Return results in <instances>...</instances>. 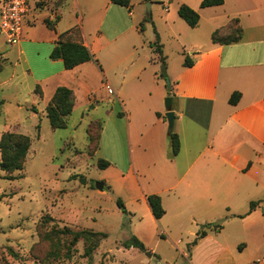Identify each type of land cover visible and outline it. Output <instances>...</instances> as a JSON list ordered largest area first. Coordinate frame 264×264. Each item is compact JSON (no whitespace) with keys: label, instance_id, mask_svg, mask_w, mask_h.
I'll list each match as a JSON object with an SVG mask.
<instances>
[{"label":"rangeland","instance_id":"obj_1","mask_svg":"<svg viewBox=\"0 0 264 264\" xmlns=\"http://www.w3.org/2000/svg\"><path fill=\"white\" fill-rule=\"evenodd\" d=\"M61 1L63 5L60 10L65 22L75 20L79 25L80 20H83L84 25L91 24L90 28H94L96 23L93 19L99 17L110 0ZM149 2L152 3L150 13L147 10ZM178 2L131 0L132 18L127 16L128 12L123 13L125 19L133 24L129 32L114 43L109 44L103 38L99 40L102 53L107 48L125 45L128 47L129 59L118 64L119 70L114 71L116 78H112L110 72L104 76L101 66L91 70L86 85L90 98L96 100L97 108L87 107L88 97L84 94L87 89L79 90L66 128L61 129H52L47 115L40 120L30 106H20L23 102L30 105L32 95L24 81L22 68L10 62L5 55L11 51L15 54L17 46L7 44L0 33V130L10 126V130L15 129L16 133L31 139L24 169L15 173L17 179H5V173L0 168V264H188L184 254L192 252L195 246L192 243L202 223L221 227L220 230L213 228L210 231L213 235L220 234L218 238L225 248L218 263L231 264L235 258L249 259L256 254L261 244L258 238L256 243L250 241L248 250L244 252L240 244L247 238L244 229L248 224H252L257 234L262 235L264 219L260 221L258 215L252 222L231 218L229 211L221 206L226 201L243 214L246 208L249 210L250 203L243 198L226 199L224 202L213 200L207 203V208L192 210L191 213L185 210L179 217L169 211L161 221L156 218L151 220L146 211L137 205L136 200L142 189L164 188L159 179L167 163L152 144L147 145V135L144 127H141L147 116L144 110L148 98L146 75H152L155 68L148 66L147 70L138 71L133 61L136 50L143 58L149 54L150 48L155 49L159 44L170 67H179L184 62L189 51L181 41L188 42V33L182 30L181 25L187 31H191V28L178 15ZM165 4L169 6L168 11ZM35 20L34 25L25 26V31L34 26L35 30H44L46 24L43 15L38 12ZM236 27L231 23V28ZM178 32L182 37H177ZM184 50L187 52L184 53ZM111 64L115 69V61ZM169 75L167 73V78L158 77L168 91L171 90L167 84ZM107 81L116 92L121 89L119 96L125 111L131 122H137V133L135 136L133 132L132 142L127 138L128 120L122 104L101 85ZM167 97L160 98L164 110ZM164 119L169 142L170 129L166 117ZM96 120L104 122L106 132L102 149L95 152V140L91 146L88 145L87 128ZM181 123H187V127L192 125L186 118ZM181 123L174 121L172 131L176 132ZM193 129L200 131L195 125ZM112 131L118 134L117 152L114 151L113 143L106 142V135H109V140L112 139ZM96 132L95 125L94 135ZM133 153L136 154L135 165ZM107 158L113 162L112 166L99 168L98 161ZM130 164L135 167L133 175L136 181L133 185H130L133 175L126 171ZM117 169H123L124 172L119 173ZM105 180L110 183L99 189L98 184ZM118 199L122 201L125 211L118 206ZM133 210H137V214ZM50 214L75 222L72 226L67 225L70 231L90 229L106 236L85 235L76 242L73 234L64 230L65 223L57 218L52 220ZM206 228L202 226V229ZM131 236L141 241L143 250L125 247ZM94 245L95 249L88 256L86 250Z\"/></svg>","mask_w":264,"mask_h":264},{"label":"crops","instance_id":"obj_2","mask_svg":"<svg viewBox=\"0 0 264 264\" xmlns=\"http://www.w3.org/2000/svg\"><path fill=\"white\" fill-rule=\"evenodd\" d=\"M44 1L46 9L40 14L43 15L45 24L46 21L50 22L47 18L48 9L59 11V18L53 22L56 23L55 30L47 25L43 27V31L35 30L36 26L27 29L23 39L15 45L16 53L11 51L5 54L10 62H15L16 66L22 68L24 81L27 82L32 95L30 105L23 102L20 106L27 108L30 106L34 115L41 120L47 115L46 108L56 89L64 86L73 90L75 99L79 90L87 89L84 93L88 97L86 105L96 109V100H92L88 94L90 93L86 85L88 74L93 68L97 70L101 66L104 76L110 72L112 78H116L114 71L119 70L118 64L121 65L129 59L128 47L125 45L121 48L114 46L107 48L102 53L99 40L103 38L110 44L125 36L133 24L125 19L123 13L128 12L127 16L132 18L131 8L113 4L110 0L99 17L93 19L96 23L94 28H90L91 24L84 25L83 20H80L79 25L75 20L65 22L60 10L63 5L61 0ZM178 1L179 4L190 6L200 15L198 25L194 28L189 27L191 31H187L180 24L182 30L188 33V42L181 43L189 53L186 50L183 52L191 55L194 64L185 67L183 62L179 67L172 68L166 56L167 73H170L171 81V90L168 91L158 79L157 72L161 70L162 64L156 49L150 48L149 54L143 58L139 55V50H136V58L133 61L138 71L147 70L148 66L155 68L152 75L147 73V77L145 76L148 82V98L144 106L147 116L144 117L141 127L145 129L147 145L152 144L167 163L165 164L167 168L159 179L164 188L149 190L150 192L142 189L136 200L137 205L146 211L151 220H155L147 198L151 194L161 197L162 206L166 211L164 216L171 211L176 217L183 215L185 210L191 213L192 210L207 208V203L213 200L224 202L226 199L243 198L246 202H258L250 214H247L248 208L240 214L226 201L225 204L221 203V206L229 211L231 218L245 215L243 219L252 222L258 215L260 221H263L264 198L261 197H264V0H224L222 5L206 8L200 6L202 0ZM168 8V4H165L167 11ZM235 18L239 19L243 30L241 40L231 44L214 43L212 34L222 30ZM173 21L175 23L176 19ZM62 33H68L82 42L97 61L91 60L72 70H66L62 59H52L51 53L57 45L58 35ZM179 36L182 37L180 32L177 33V37ZM113 61L115 69L111 64ZM101 85L106 88L109 95H113L122 104L128 120L127 138L132 142L133 132L135 136L137 133V122H131L125 111L119 96L121 87L120 91L116 92L109 81ZM37 87L41 93L36 92ZM109 88L113 89V94L108 92ZM236 91L241 93V98L237 104L232 105L229 98ZM167 96L173 99L174 121L181 123L186 118L192 124L187 127V123H181L176 130L180 150L173 157L163 114L166 108L164 110L160 102V98L164 99ZM158 113L161 114L160 117ZM96 121L102 124L96 150L98 151L103 146L106 126L102 120ZM193 125L199 127L200 131L193 129ZM10 129H12L10 126H5L4 130H0V138L6 131L16 133L15 129ZM116 134V131H112L110 140L109 135H106L108 140L106 142L113 143L115 152L118 150ZM135 157L136 154L133 153L134 165ZM107 161L110 162V166L107 167L109 168L113 162L108 158ZM134 165H128L126 168L128 174L133 175ZM117 170L119 173L124 172L123 169ZM135 181L133 175L130 185ZM108 183L110 181L105 180L104 187ZM136 211L133 210V213L137 214ZM52 217L60 219L66 226L75 223L68 218ZM207 224L210 223H202L201 227ZM213 228L220 230L221 227L210 224V227L204 229L206 236L198 240L189 255L184 254L188 264H228L218 263L225 248L222 240L218 238L220 234L213 235L210 232ZM244 230L247 238L243 242L245 244H240L242 252L248 250L250 241L256 243L257 238L261 244L253 258H235L231 264H264V232L260 236L252 224H248Z\"/></svg>","mask_w":264,"mask_h":264},{"label":"trees","instance_id":"obj_3","mask_svg":"<svg viewBox=\"0 0 264 264\" xmlns=\"http://www.w3.org/2000/svg\"><path fill=\"white\" fill-rule=\"evenodd\" d=\"M113 4L131 8V0H111ZM224 4V0H202L200 6L202 8L219 6ZM178 15L181 19H183L190 27L194 28L198 25L200 20L199 13L192 9L190 6L186 4H180L178 8ZM231 23L235 24L237 27L235 29L231 28ZM56 23H50L46 21V25L55 30ZM243 35V30L239 24V19L235 18L230 21V23L224 27L222 30H217L212 34V41L214 43L220 44H231L241 40ZM156 52L159 55V60L161 62V70L159 73V77L167 78V65L165 61V56L162 53L161 45L156 46ZM52 59H62L64 63V68L66 70H72L76 66L86 63L88 61L97 59L94 57V54L85 46L82 42L74 39L68 33H62L58 35L57 45L51 53ZM194 64L193 60L189 55L185 56L184 66L191 67ZM36 92L41 93L38 87L36 88ZM241 98L240 92H234L230 98L229 103L235 105ZM75 103V95L72 89L68 87H58L50 100L46 113L47 117L50 121V125L52 129H61L66 128L67 119L71 115L74 109ZM92 107V106H91ZM160 117L161 114L158 113ZM97 127L96 135L93 133L94 126ZM39 127V126H38ZM102 129V124L100 121L92 122L87 128V139L88 145L91 146L95 140L94 151L97 150L98 141L100 138V132ZM169 138L171 142V156H176L180 150V140L177 133L170 130ZM31 146V139L29 136L6 131L1 135L0 138V168L5 173L4 178L8 180H15L18 176L15 173L21 172L24 169V163L26 160V156L28 154L29 148ZM98 166L101 169H105L110 166V162L104 159H100L98 161ZM148 203L151 208V212L156 219H160L166 213L165 209L162 206L161 197L155 194H151L148 197ZM117 204L119 207L123 208L125 211L124 205L120 199L117 200ZM258 205V202L252 201L250 202L249 211L247 214L253 212ZM240 218L245 217V215L239 216ZM52 220L54 218L50 216ZM209 227L210 224L204 225ZM64 230L71 232L74 236V241H78L82 236H94V235H102L105 237L106 234L101 232H95L92 230H82V231H70L68 226L64 227ZM206 236V231L200 228L197 233V238L192 243L196 245L200 238ZM125 247H137L140 249H144L143 244L139 241L135 236H131V240L124 244ZM95 245L89 247L86 250V254L89 256L92 254L95 249Z\"/></svg>","mask_w":264,"mask_h":264},{"label":"built area","instance_id":"obj_4","mask_svg":"<svg viewBox=\"0 0 264 264\" xmlns=\"http://www.w3.org/2000/svg\"><path fill=\"white\" fill-rule=\"evenodd\" d=\"M46 9L44 0H0V33L6 43L15 46L23 39L26 25L35 24V15ZM60 14L58 9H48L47 18L56 22ZM108 92L113 94V89Z\"/></svg>","mask_w":264,"mask_h":264},{"label":"water","instance_id":"obj_5","mask_svg":"<svg viewBox=\"0 0 264 264\" xmlns=\"http://www.w3.org/2000/svg\"><path fill=\"white\" fill-rule=\"evenodd\" d=\"M150 6H151V2L147 3V10L150 13ZM167 84L168 86L170 85V80H167ZM172 102L173 99L171 96H168L165 100V108H166V113H165V117L168 121V125H169V129L172 130L173 125H174V119H175V113L172 110ZM99 189H103L104 187V183H100L97 186ZM151 255V254H150Z\"/></svg>","mask_w":264,"mask_h":264}]
</instances>
